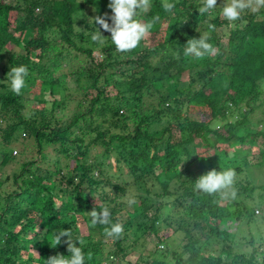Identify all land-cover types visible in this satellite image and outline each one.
I'll return each mask as SVG.
<instances>
[{
    "label": "trees",
    "instance_id": "16d2710c",
    "mask_svg": "<svg viewBox=\"0 0 264 264\" xmlns=\"http://www.w3.org/2000/svg\"><path fill=\"white\" fill-rule=\"evenodd\" d=\"M105 2L0 0V163L15 158L2 150L16 141L23 149L31 142L37 155L20 162L10 175L14 188L0 198V264L68 257V237L50 247L49 237L62 230L84 264H132L133 232L155 239L148 259H137L142 264H264V251L260 262L256 249L231 254L241 222L255 210L264 214V184L246 179L249 169L264 167V8L241 13L223 51L215 29L228 21L201 14L203 1L168 0L175 7L166 12L164 0H151L136 17L153 25L150 34L119 52L91 21L107 12ZM96 29L103 44L91 39ZM205 34L217 54L186 56L188 40ZM19 66L27 75L17 95L7 74ZM70 78L71 91L82 95L62 121L53 115L61 104L54 93ZM253 108L257 119L249 117ZM46 149L54 158L41 168ZM213 170H232L233 184L212 194L198 189ZM168 203L169 214L185 219L177 223L184 258L166 244L171 224L161 205ZM105 208L107 218L100 215ZM117 223L122 233L107 235ZM101 238L110 245L103 256Z\"/></svg>",
    "mask_w": 264,
    "mask_h": 264
},
{
    "label": "clouds",
    "instance_id": "9594fccd",
    "mask_svg": "<svg viewBox=\"0 0 264 264\" xmlns=\"http://www.w3.org/2000/svg\"><path fill=\"white\" fill-rule=\"evenodd\" d=\"M216 3L217 0H203V6L199 9V12L201 14L209 12V10L216 6ZM150 6L151 0H110L108 7L112 15L107 18L104 16H96L94 20L91 21L93 24L99 25L104 31L110 33V40L117 51H131L150 34L153 25L151 23H142L136 18L138 10L147 11ZM174 7L175 5L173 3L164 0L163 8L166 12H171ZM260 8H264V0H227L221 9V15L226 21L234 23L241 18V13L246 9L258 11ZM108 19L111 20V25L107 22ZM91 39L101 44H103L105 40L97 29L96 32L92 34ZM207 39V34H205L198 40H188L184 54L186 56H194L195 58H203L205 56L217 54L218 50L213 44L206 42ZM26 75L27 69L25 66L13 67L7 74L10 78L11 90L17 95L20 94L21 89L25 86ZM234 175L232 170L219 173L214 170L209 171L199 179L196 187L206 193L212 194L230 187L233 184ZM97 215L95 211L91 213L93 223L96 222ZM100 215L107 218L109 216L108 209L105 208ZM106 222V219L101 221V223ZM122 231V225L119 223L113 224L111 229L107 232V235H119ZM61 237L69 238L65 242L68 245L67 251L70 255L68 257L63 255L52 256L46 261V264H84V254L81 248L76 247L72 242L71 233L69 231L62 230L59 234L51 235L49 237L51 246H49L54 248L60 245Z\"/></svg>",
    "mask_w": 264,
    "mask_h": 264
},
{
    "label": "rangeland",
    "instance_id": "374dc122",
    "mask_svg": "<svg viewBox=\"0 0 264 264\" xmlns=\"http://www.w3.org/2000/svg\"><path fill=\"white\" fill-rule=\"evenodd\" d=\"M106 1V2H105ZM203 1V0H200ZM105 4V9L107 10V12H104V17H110L112 15L110 8L108 7V4L110 2V0H104ZM227 2V0H217L216 6L210 10V14L209 17L210 18H216L218 20H222L224 19L223 16L221 15V9L223 8L224 4ZM90 8L87 7V9H85L83 11V13H85L87 15V18L90 19L91 18V13L88 11ZM246 12H251L254 13V11L250 10V9H246L244 12H242L243 14ZM261 18V14H257L256 18ZM75 21L79 20V17L76 16ZM111 25V23H110ZM232 27V23L227 22L225 26H220L217 27L215 29V36L217 37L219 43V47L221 49H223V51L226 50V38L228 35V30ZM96 53H93V56H95ZM79 58V57H78ZM75 59L76 61H79L80 63L83 61V58ZM79 65V64H77ZM73 78H70V81H67L64 85L67 87L65 88L61 94L57 95L56 93H54V96L57 100H60L61 104L60 107H58L55 111L53 110V115L55 118L57 119H61L62 121H65L69 115L71 114V112L73 111V109L76 108V103L77 101L81 98L82 95V91L79 90L78 93L74 94L71 90H73L74 88V83L72 81ZM109 89V88H108ZM264 89V87H263ZM48 99V98H47ZM47 99L45 98V101H47ZM87 104V100L83 101L82 105L80 106L79 110L83 109ZM254 104V103H253ZM31 107V105L29 106V108ZM259 110L253 108V112L250 113V118L252 117L253 119H257L260 117L259 114ZM189 114L192 117H195V113L194 111H189ZM188 114V115H189ZM2 125V124H1ZM257 128H261V125H258ZM19 141L16 142H12L11 144H9L8 146L5 145V147L3 148L2 151L7 152L10 150L11 154L13 155V151L16 152V154H14L13 156L15 157L12 161L8 162L7 164H1L0 163V178L3 176H6L7 179L4 180L1 184H0V198L7 192L11 191L14 187L11 185V180H10V175L12 174V172H16L20 166V162L23 160H30L33 158H36L37 155L34 154L32 152V145L31 142H29L26 145V149H23V145L21 146L19 144ZM245 148V146H244ZM23 149V150H22ZM44 155H45V160L42 163H38V165L41 168H44V166H46L49 161L52 162L53 158H54V154L51 152L50 149H46L44 151ZM63 161V160H60ZM42 164V165H41ZM247 175L248 177H246V179H249L252 182V185H262L264 184V167H253L251 169H249L247 171ZM150 202V201H149ZM171 202V201H170ZM161 209L163 210V212L167 215V219H166V223H170L171 227L169 228L171 230V236L169 238L166 239V244L168 246V249L173 250L175 253H180L182 255V258L185 257V254L182 251V247L183 245L186 243V237L184 236L183 232L181 230H179L177 228V223H183L185 219H181L178 217V215H174V214H169V203L168 206H166L164 208V205H161ZM140 210H138L137 212L134 211V213L139 212ZM256 211V212H255ZM253 212L254 218H252L250 220V222H248L247 224L243 222H241V224L237 227V230L235 232V238L233 240V249L231 250V254H241L243 256H247L249 253H251L252 249H256L255 252L259 253L260 255L256 256L257 260L260 262L261 260V253L264 251V245L260 242L264 237V214H260V212L258 210H255ZM148 214H150V211H148ZM176 214V213H175ZM170 217V218H169ZM245 224V226H243ZM242 226V227H241ZM133 230V227L132 229ZM233 232V233H234ZM134 235H136L137 241L135 244H132L130 246V250H131V254L129 255L128 260L132 263V264H142L143 262H138V258L142 259L145 262L148 258L145 257L146 253L149 251H152L155 248V239H153L152 237L149 236H145L144 234H142L141 232H133ZM98 238L99 236L96 235ZM252 238L253 240V245H249L247 242L248 240ZM105 238H101L100 239V244H102V246L99 247L100 252H101V256H103V253L108 251L110 249V245H108L107 243L104 242ZM256 247V248H254ZM159 245H157V249H159ZM111 264V263H110ZM115 264H125L122 261H116Z\"/></svg>",
    "mask_w": 264,
    "mask_h": 264
}]
</instances>
